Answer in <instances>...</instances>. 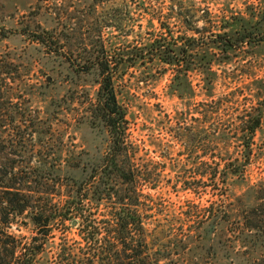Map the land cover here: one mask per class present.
<instances>
[{"label": "rangeland", "instance_id": "rangeland-1", "mask_svg": "<svg viewBox=\"0 0 264 264\" xmlns=\"http://www.w3.org/2000/svg\"><path fill=\"white\" fill-rule=\"evenodd\" d=\"M202 16L214 23L236 17L263 30L264 0H0V68L7 65L11 70L4 82L0 76L5 97L0 105L8 99L12 106L6 108L16 119L11 124L6 117L0 127V170L5 172L15 160L21 171L18 191L30 198L35 214L43 211L55 218L46 238L38 235L30 211L5 230L24 245L39 237L35 244L43 248L37 264H54L63 246L79 249L84 244L79 224L63 223L59 212L79 189L77 183L99 164L107 136L88 120V98L97 89V77L72 76L64 60L47 55L33 35L59 34L65 54L73 60L90 58L102 45L110 55L121 51L127 59L134 48L161 35L160 22L176 36L193 35L186 22L211 29ZM216 53L212 89L206 87L204 76L193 72L180 82L178 97L173 75L160 72L161 63L150 57L146 66L125 72L119 84L135 163L153 179L137 186L140 214L149 229L158 221L175 232L193 233L174 247L188 260L185 264H264V238L248 236L237 219L248 207H256L264 217V114L244 181L230 179V189H213L208 167L214 156L216 161L241 159L235 135H225L248 113L264 110V42L227 55ZM214 139L218 148L212 154ZM78 165L81 170H76ZM212 203L223 205L231 215L217 229L206 219ZM93 213L103 219L108 207L102 205ZM191 215L193 222L181 224L180 219ZM174 243L173 237L170 245ZM126 255L139 264L146 258L140 248Z\"/></svg>", "mask_w": 264, "mask_h": 264}, {"label": "trees", "instance_id": "trees-1", "mask_svg": "<svg viewBox=\"0 0 264 264\" xmlns=\"http://www.w3.org/2000/svg\"><path fill=\"white\" fill-rule=\"evenodd\" d=\"M98 1L104 3L111 0ZM201 20L212 28L209 30L207 27L198 28L185 21L187 30L193 33L192 36L181 33L176 36L169 27H165L158 20L161 35L140 49L134 48L132 56L127 59H124L126 54L121 51L117 55H110L102 45L95 54L90 53V58L73 60L65 54V47L61 45L62 39L59 34L43 31L33 35V42L41 46L47 55L64 60L72 76L97 77V89L93 98H88V120L92 128L100 129L107 136L106 152L99 164L92 168L90 177L81 184L77 183L79 189L69 196L65 209L59 212L63 223L79 224L80 237L84 244L79 249L63 246L54 264H139L134 259L125 258L127 252L134 248L144 251L146 258L142 264L188 262L182 259L181 253L174 247H178L193 233H187L185 230L175 232L172 226H163L158 221H155L152 229L145 227V217L140 214L142 195L138 192L137 186L141 182L151 184L153 179L148 173L145 175L135 163L136 148L128 137V111L118 89L125 72L138 66H146L147 57L159 60L160 72H169L173 75L172 87L176 88L174 91L180 98L182 96L179 91L180 82L193 72L204 76L206 87L212 89L214 82L212 66L216 57L213 55L214 50L221 56L264 42V29L260 30L249 21L243 23L236 17H224L220 23H214L213 18L204 16ZM9 70L7 65L0 68L3 82L7 79ZM3 96L0 89V100L5 99ZM7 100L0 105V127H3L5 122L3 120L6 117H9L11 124L16 120L14 114L6 108L7 105H11ZM263 114V108H259L248 113L239 127L229 128L225 136L230 138L231 133L235 135L242 148V156L241 159L219 157L218 161L215 156L213 157L208 165L209 180L213 189H230V179L245 180L254 138L262 125ZM217 128L215 125L213 137L217 136L215 134ZM211 142L214 154L218 145L215 139ZM2 144L0 141V145ZM16 164L15 160H11L5 172L0 170V195L5 196L0 199V264H37V257L43 248L35 244L39 237H34V243L24 245L5 229L9 228L19 215L30 211L38 235L40 238H46L49 236L47 230H50L55 218L45 215L43 211L35 214L36 211L29 205L30 198L18 191L16 181L21 171ZM75 168L81 170L80 165ZM154 188L153 184L151 189ZM222 196L225 197L227 194ZM102 205L108 207L109 213L103 216V219H98L93 210ZM230 216L223 205L217 206L216 203H212L206 219L209 226L217 229L227 223ZM261 217L263 216L257 213L256 207H248L237 219L247 229L248 236L261 235L264 238V217L260 220ZM192 218L193 215L188 216L186 220L180 219L181 224L193 222ZM148 219H151L149 215ZM40 230H45V233H40ZM242 233L245 234L244 231ZM173 237L177 244L171 246ZM76 250L80 251L79 255Z\"/></svg>", "mask_w": 264, "mask_h": 264}, {"label": "water", "instance_id": "water-1", "mask_svg": "<svg viewBox=\"0 0 264 264\" xmlns=\"http://www.w3.org/2000/svg\"><path fill=\"white\" fill-rule=\"evenodd\" d=\"M49 81H50V79H49ZM73 224L76 225V222H74Z\"/></svg>", "mask_w": 264, "mask_h": 264}]
</instances>
